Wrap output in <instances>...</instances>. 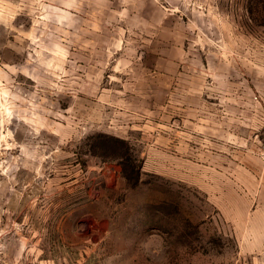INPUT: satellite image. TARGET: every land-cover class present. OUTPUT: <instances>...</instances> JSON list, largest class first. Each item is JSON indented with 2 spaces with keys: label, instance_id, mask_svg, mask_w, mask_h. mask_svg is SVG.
I'll return each instance as SVG.
<instances>
[{
  "label": "rangeland",
  "instance_id": "rangeland-1",
  "mask_svg": "<svg viewBox=\"0 0 264 264\" xmlns=\"http://www.w3.org/2000/svg\"><path fill=\"white\" fill-rule=\"evenodd\" d=\"M263 140L264 0H0V264H264Z\"/></svg>",
  "mask_w": 264,
  "mask_h": 264
},
{
  "label": "trees",
  "instance_id": "trees-1",
  "mask_svg": "<svg viewBox=\"0 0 264 264\" xmlns=\"http://www.w3.org/2000/svg\"><path fill=\"white\" fill-rule=\"evenodd\" d=\"M111 140H113L114 145H118V147L124 149L125 141L115 138V137H110V136H105ZM118 160H120V165L123 168V178L125 180H132L134 183H137L141 180L142 176V171H141V166L137 165L134 163L133 160H131L129 157L124 156L123 154H116L115 155Z\"/></svg>",
  "mask_w": 264,
  "mask_h": 264
},
{
  "label": "built area",
  "instance_id": "built-area-1",
  "mask_svg": "<svg viewBox=\"0 0 264 264\" xmlns=\"http://www.w3.org/2000/svg\"><path fill=\"white\" fill-rule=\"evenodd\" d=\"M261 150H262V156H263V158H264V140H263V142H262Z\"/></svg>",
  "mask_w": 264,
  "mask_h": 264
}]
</instances>
